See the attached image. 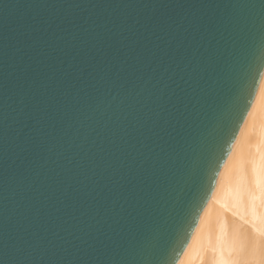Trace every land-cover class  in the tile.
Wrapping results in <instances>:
<instances>
[{
  "label": "water",
  "instance_id": "1",
  "mask_svg": "<svg viewBox=\"0 0 264 264\" xmlns=\"http://www.w3.org/2000/svg\"><path fill=\"white\" fill-rule=\"evenodd\" d=\"M264 78V0H0V264H176Z\"/></svg>",
  "mask_w": 264,
  "mask_h": 264
},
{
  "label": "bare ground",
  "instance_id": "2",
  "mask_svg": "<svg viewBox=\"0 0 264 264\" xmlns=\"http://www.w3.org/2000/svg\"><path fill=\"white\" fill-rule=\"evenodd\" d=\"M176 264H264V78Z\"/></svg>",
  "mask_w": 264,
  "mask_h": 264
}]
</instances>
